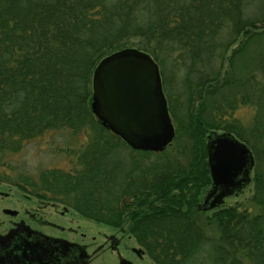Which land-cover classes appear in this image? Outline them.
Segmentation results:
<instances>
[{"label": "trees", "instance_id": "16d2710c", "mask_svg": "<svg viewBox=\"0 0 264 264\" xmlns=\"http://www.w3.org/2000/svg\"><path fill=\"white\" fill-rule=\"evenodd\" d=\"M124 47L157 64L183 160L172 141L130 149L90 112L94 66ZM247 104L243 126L232 113ZM56 129L84 133L74 163L23 177L22 191L123 227L154 264H264V0H0V150ZM209 130L252 152L256 212L196 208L211 183Z\"/></svg>", "mask_w": 264, "mask_h": 264}, {"label": "water", "instance_id": "95a60500", "mask_svg": "<svg viewBox=\"0 0 264 264\" xmlns=\"http://www.w3.org/2000/svg\"><path fill=\"white\" fill-rule=\"evenodd\" d=\"M90 86V112L130 149L161 152L170 144L174 126L158 66L148 53L124 47L104 55L92 70ZM205 149L212 188L196 205L200 211L218 204L228 187L247 181L254 164L250 149L228 131L209 130ZM1 240L11 247L0 250V264H86L85 252L43 234H8Z\"/></svg>", "mask_w": 264, "mask_h": 264}, {"label": "rangeland", "instance_id": "374dc122", "mask_svg": "<svg viewBox=\"0 0 264 264\" xmlns=\"http://www.w3.org/2000/svg\"><path fill=\"white\" fill-rule=\"evenodd\" d=\"M132 39L135 40L134 37H132ZM137 39L138 37L136 36V40ZM239 39L240 37L231 44L226 52V55L229 54L230 49L237 44V41ZM165 68L171 70L174 76H178L180 74V71L177 70V68H172L170 64H167ZM223 68H225V62L222 66V70ZM254 111V106L252 104H247L245 106H239L237 109H235L232 113V116L236 118L243 126H247L254 114ZM216 131L220 132V130ZM84 142V133L82 132L72 133L68 129H56L48 130L39 136L22 140L20 142L19 149H17L16 151L0 150V188L2 190L10 189V191H13L12 196H16L18 201V208L25 207L29 210H36L45 218L62 224L65 230L67 226H70L71 228H78L85 234V238L81 239L83 242L89 241L92 235H94L97 242H100L101 234L108 233L111 230V228H109L107 225H103L93 220L84 218L74 212L71 208L66 207L61 203H58V206L56 208H58V210H61L62 207H65L67 210L66 213L62 216L55 213V208H52L50 206H42L40 209H36L35 207H37L36 202L38 201V198L30 195L27 192L28 188L26 192L22 191L19 188V186H22L23 184V177L28 176L36 179L38 172L42 169L60 168L63 170H69L75 160V151H77ZM172 142V149H175L173 153L175 154L174 157L178 158L179 160H183L186 156V154H183L186 150L184 138L180 136ZM122 153L121 155L128 154L126 150ZM150 159H154V157H150ZM252 175L253 169L249 172V178L251 180L248 183L244 184L240 191L223 196L220 199L219 204H217L218 206L212 210L207 211L206 214L208 215L215 209L230 206L235 203H240L251 209L252 212H256L258 209H256L255 206H252V203L249 201V197L252 193ZM14 184H17L16 191H14L15 188H10V185ZM211 188L212 185L210 183V185L205 188L201 199ZM22 193L27 196L29 195L32 198L28 200V198H26V196H23ZM44 229L56 234H62L58 230H55L53 228L44 227ZM64 234H66V232H64L63 235ZM70 235L75 236L76 239L79 238L78 234L75 235L71 233ZM128 244L138 246L132 236L130 237ZM107 255L108 254L106 253L101 254L93 261L92 264H111V257Z\"/></svg>", "mask_w": 264, "mask_h": 264}, {"label": "flooded vegetation", "instance_id": "af4514ba", "mask_svg": "<svg viewBox=\"0 0 264 264\" xmlns=\"http://www.w3.org/2000/svg\"><path fill=\"white\" fill-rule=\"evenodd\" d=\"M252 169L253 166L247 173V181H240L233 187H228L227 189L230 191L226 194H232L234 192L240 191L242 186L251 180L249 178V172L252 171ZM10 186V188H15L14 191L17 190V184ZM12 195L13 191H10V189L2 190L0 188V250H3L6 247H11V243H8L7 241L1 243V238L5 237V235L9 234L18 236V233L35 235V233H38L49 238L64 241V243L70 247H73L71 245H74L76 247H73L74 249H77L80 252H85L87 255L86 264H92L96 258L104 253L111 257V264H150L152 262L142 247L139 245L135 246L128 244L131 236L121 226H108L111 228V230L108 233L101 234L100 242L95 240L94 235L91 236L89 241L83 242L81 239L85 238V234L78 228H71L70 226H67L65 230L62 224L45 218L36 210H29L25 207L18 208L17 198L16 196ZM23 196H26L28 200L32 198L29 195L27 196L23 194ZM37 200V207H35L36 209H40L42 206H50L55 208V213L60 216L64 215L67 211L65 207H62L61 210H58V208H56L58 203L42 201L40 199ZM217 206L218 205L216 204L212 209L216 208ZM44 227L53 228L62 234L50 232L49 230H45ZM64 232H66V234L63 235ZM71 233L75 235L78 234L79 238L76 239L75 236L70 235ZM151 264L154 263L152 262Z\"/></svg>", "mask_w": 264, "mask_h": 264}]
</instances>
